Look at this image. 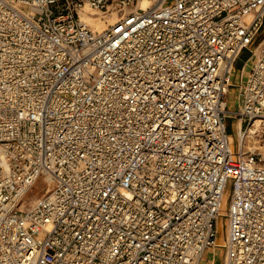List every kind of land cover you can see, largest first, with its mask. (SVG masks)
Wrapping results in <instances>:
<instances>
[{
	"label": "built area",
	"instance_id": "obj_1",
	"mask_svg": "<svg viewBox=\"0 0 264 264\" xmlns=\"http://www.w3.org/2000/svg\"><path fill=\"white\" fill-rule=\"evenodd\" d=\"M263 28L264 0H0V264H264V39L233 80Z\"/></svg>",
	"mask_w": 264,
	"mask_h": 264
},
{
	"label": "rangeland",
	"instance_id": "obj_2",
	"mask_svg": "<svg viewBox=\"0 0 264 264\" xmlns=\"http://www.w3.org/2000/svg\"><path fill=\"white\" fill-rule=\"evenodd\" d=\"M264 39V28L260 30L258 35L255 38L254 44L251 46V48H246L244 49L239 57L237 58L236 62L234 63L235 67V72L233 76V80L237 82L239 79H241V72H242V80L244 81L247 78V73L249 72V67L253 64V60H250L251 57V49L257 48V45L260 41ZM250 60V61H248ZM248 61V62H247ZM247 63V64H246ZM246 64V65H245ZM245 65V67H244ZM244 67V71H243ZM236 88H233L228 96V101H229V106L231 108H236L239 106L240 99H238L237 95L239 94L236 90ZM259 121V120H258ZM236 129H237V124L234 119L230 118L227 120V131H228V136L229 139L232 143L236 144ZM258 131L254 132V136L250 137L247 140H251V145L255 144L261 153L263 154L264 152V121H259V128L257 129ZM247 144V143H246ZM264 157V156H263ZM264 164V162H263ZM46 181L44 178H40L35 185L33 189H31L26 196L24 197L19 209L20 210H26L35 200L38 198L42 197V195L45 193L44 190L46 188ZM54 187V184L50 185V188ZM37 192V193H36ZM226 203L224 206V211H227L228 207V198H229V192H227L226 195ZM218 228L220 229L221 234L225 236V230H226V219L225 217L219 218L218 219ZM223 230V231H222ZM220 249V248H218ZM218 249H216V254H204V257L201 261V264H209L210 259L209 258H214V263L215 264H222L223 259H224V253L218 252ZM213 264V263H212Z\"/></svg>",
	"mask_w": 264,
	"mask_h": 264
},
{
	"label": "bare ground",
	"instance_id": "obj_3",
	"mask_svg": "<svg viewBox=\"0 0 264 264\" xmlns=\"http://www.w3.org/2000/svg\"><path fill=\"white\" fill-rule=\"evenodd\" d=\"M147 5V3L145 2L144 3V7ZM246 68V67H245ZM237 127H241V123L239 122L238 124H237ZM259 128V121H256L255 122V124L254 125H252L250 128H249V130H248V132H247V135H246V137H247V139H249L250 137H252V136H254V132H256V131H258L257 129ZM257 133V132H256ZM242 134V133H241ZM263 156H264V152H263ZM47 180H49L50 181V178L49 177H47ZM46 183V182H45ZM53 188V187H52ZM37 193V192H36ZM226 197L227 196H225V198H224V202H223V204H222V210L224 211V206H225V203H226ZM223 242V234H221V232H220V238H219V241H218V243H222ZM210 264H212V261L210 262Z\"/></svg>",
	"mask_w": 264,
	"mask_h": 264
},
{
	"label": "crops",
	"instance_id": "obj_4",
	"mask_svg": "<svg viewBox=\"0 0 264 264\" xmlns=\"http://www.w3.org/2000/svg\"><path fill=\"white\" fill-rule=\"evenodd\" d=\"M222 252V249H218V252ZM210 253H212V254H216L217 252H216V249L215 248H213V249H209V250H207V252L205 253V254H210ZM210 259V261L209 262H211L212 261V263L213 264H215L214 263V258H209ZM210 264V263H209Z\"/></svg>",
	"mask_w": 264,
	"mask_h": 264
}]
</instances>
